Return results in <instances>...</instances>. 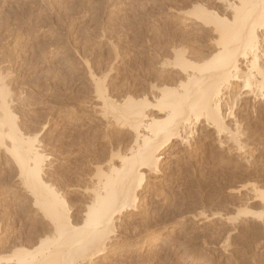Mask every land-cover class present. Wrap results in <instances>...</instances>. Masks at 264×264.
I'll list each match as a JSON object with an SVG mask.
<instances>
[{"label": "rangeland", "instance_id": "374dc122", "mask_svg": "<svg viewBox=\"0 0 264 264\" xmlns=\"http://www.w3.org/2000/svg\"><path fill=\"white\" fill-rule=\"evenodd\" d=\"M4 1L0 52L11 60L18 89L25 87L18 91L29 104L20 108L19 118L38 135L45 179L67 195L72 217L82 224L96 182L92 173L106 170L111 153L129 148L134 136L129 126L110 119L98 87L106 88L105 97L115 104L126 97H146L151 106L148 110L146 104L145 112L165 118L168 108L157 105L160 89L181 92L187 72H192L181 68L178 57L199 64L221 47L222 30L215 33L214 24L191 13L201 4L233 19V12L224 10L230 0ZM224 107L233 110L226 125L242 149L227 138L229 131L220 133L205 121L195 124L186 135L189 144L175 140L159 172L147 175L138 211L117 223V245L112 243L92 264H264V215L233 220L240 209L264 214V101L233 97ZM103 157L108 160L102 162ZM0 162L2 171L15 168L6 155H0ZM8 174L1 183L7 192L0 194V202L10 203L13 193H21L14 206L22 219L12 227L6 225L14 214L6 220L2 231L11 228L10 238L27 221L25 202L31 201L18 178ZM31 210L29 215H39L36 208Z\"/></svg>", "mask_w": 264, "mask_h": 264}, {"label": "bare ground", "instance_id": "6f19581e", "mask_svg": "<svg viewBox=\"0 0 264 264\" xmlns=\"http://www.w3.org/2000/svg\"><path fill=\"white\" fill-rule=\"evenodd\" d=\"M230 1L227 2L224 10L225 12L232 11L233 19H229L226 13L220 15L217 10L210 11L201 4L195 7L194 13H191L199 20L201 19L200 21H205L207 25L208 23H211L212 26L214 24L215 33H220L222 30V40L218 36V41L221 44H217L221 47L215 56L204 58L203 62L199 64L190 63L183 56L178 57L181 68L185 71L190 68L192 72H187L185 84L180 85L183 88L181 92L168 87L160 89L162 95H160L157 105L160 104L165 109L168 108L165 118H157L154 113L153 115L145 112V105L150 103L146 97L141 100L126 97L122 103L120 102L121 104H115L105 97L104 89L106 88L99 86L98 91L94 86L99 93V98L104 103L102 106L110 109L108 111L112 114V116L110 114V119H113V123L123 126V128L129 126L134 136L132 145L130 144V147L126 148L128 150L125 149L122 152L118 149L117 153H111L109 163L108 158L105 160L106 156L103 157L102 162L107 161L106 164H108L105 167L106 170L97 168L95 174L92 173L93 177H91L93 180L96 177V182L92 181L95 184L92 185V194L90 193L91 195L88 196L90 207L85 205L89 209L86 210L87 216L82 224L76 223L77 219L74 220L72 217L67 195L63 191L61 192L55 184L53 186V181L51 184L48 179H45L44 155L38 145L40 143L37 139L38 135H32L33 129L28 128L29 126L26 127L19 118L21 115L19 113L27 105L25 104L26 95L19 92L24 85L20 90L18 89L17 78L10 71L12 69L11 60H8L6 54L7 60L3 59L2 51L0 52L3 59L0 58V155L10 157L12 164L15 165V168L9 170L10 172L0 169V194L5 192L6 186H3L2 181L9 173V178H18L20 187L24 188L26 197L31 201L32 206L29 205V202H25L28 209L26 210L24 206L25 211L30 214L31 207H34L40 215L31 216L28 214L26 224L23 223L21 230L9 238L8 234L11 228L3 231L2 228L6 220L13 214L14 217L10 218L11 224L6 226L18 225V221L20 224L22 219L19 220L20 213L16 211L17 208L15 209L14 205L20 200L19 194L21 193L18 195L15 194L16 192L13 193L14 201L10 197L12 200L9 201L10 203L0 202V206H2V211L0 209L2 214L0 216V264H92L94 259L101 258L109 248L115 246L112 243L117 245L116 240L119 239L115 235L117 223H121L122 217L128 213L138 211L141 193L147 187V177L159 172L166 157L165 154L175 140L185 141L189 144L186 135L189 137L193 133L191 132L192 127L195 124H201L202 121L213 126L220 133L229 131L226 118L234 115L231 108L225 110L224 102L227 98L254 97L256 100L264 101V33L260 34L264 32V0H237L238 4ZM6 17L9 16L6 15ZM232 26L239 27V31L231 30L236 28ZM217 29L220 30L216 32ZM180 54L182 55V53ZM256 73L257 75H254ZM256 76L259 79L252 80ZM23 106L24 108L20 111ZM147 106L149 110L151 105L147 104ZM227 134V138L232 139L237 150H241L243 143L241 144L237 139L238 136L233 135L231 131ZM101 157H99L100 160H102ZM258 190L257 192L260 193ZM6 199L8 200V198ZM84 202H86L85 199ZM250 214L259 218L264 215L240 209L236 212L233 220L237 221ZM23 227L26 228L23 229Z\"/></svg>", "mask_w": 264, "mask_h": 264}]
</instances>
